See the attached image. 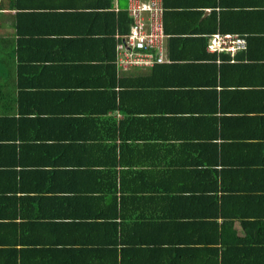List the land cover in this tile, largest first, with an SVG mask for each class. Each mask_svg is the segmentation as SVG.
<instances>
[{
  "label": "crops",
  "instance_id": "crops-1",
  "mask_svg": "<svg viewBox=\"0 0 264 264\" xmlns=\"http://www.w3.org/2000/svg\"><path fill=\"white\" fill-rule=\"evenodd\" d=\"M161 1L164 7V29L167 35L166 52L167 55L172 54L173 58L169 57L168 61L165 62L171 68L169 73L165 69H159L152 72L150 76L154 83L160 84L159 87L164 82L167 83L162 89L170 85L169 87L176 90V97H170L171 100L167 103L170 108L169 113H175L174 111H180L181 113H187L184 111H188L190 113L191 109L192 113L195 114V118L203 119L202 125L193 127L191 133L196 135L205 134L204 137H207L210 142L218 144L225 152L228 162L233 161V164H236L235 167H239V169H247V178L236 180L230 183L229 186L224 184L227 185L228 192L249 194L250 192H246L244 189L247 182L251 192L263 193L264 0ZM105 2L106 0H1L0 79L3 81V85L7 87L4 89L5 92H9L7 90L14 86L18 87L15 96L20 99L16 100L17 105L12 108L14 111H10L23 118L26 124V128L20 127L21 137L18 139L29 141L34 145H41L36 150L33 149L32 145L29 153H23L25 154L23 163L21 158H18L16 163H12L8 157L2 156L5 160L0 158V190L7 195L8 200L9 197L14 199L11 208H6L7 205L2 206V200H5V197L0 195L1 232L8 231L9 227L13 226L10 225L11 223L16 222L18 225L23 223L25 218L22 217V211L31 215L36 208H51L50 205L37 207L30 203L22 204V198L25 200L27 197H41V199L58 198L61 200L63 204L58 208L52 207L49 214L53 212L67 213L68 208L66 205L69 199L84 201L99 198L106 199L110 204L114 203L116 198L119 215L122 212H125V214L144 212L143 214L146 215V213H157L158 209H169L168 211L172 216L182 215L181 220L179 219V222L175 224V229L173 225L168 227V223H171L172 220L167 222L166 220L157 219L155 222L142 225L148 227L145 230L143 229L147 241L153 245L152 247H158L159 243H168L173 232L181 229L179 238H183L186 243H177L176 249L179 252H184L183 255L187 258L183 261L180 260L179 264H190L189 258H193L197 263L209 264L206 263L210 261L206 253L212 245L201 244V241L205 237L206 231L204 228L208 229L209 238H216V233L211 232L210 228L214 219L198 218L195 222L187 221L192 228L185 230V227H181V221L187 219L183 215L182 202L177 199V195L180 194H176L175 185L178 182L169 179L145 178V176L136 178L139 180H133L134 176L130 174L131 178L125 174L123 182L127 189L122 193L116 189V179L114 177L112 180L103 178L100 175L76 176V174L70 175L69 171L63 170L74 166L82 167L80 162L84 160L87 162V168L109 169L104 164L103 155L95 159L90 156V153H94V150L88 149V147H91L94 143L111 144L113 141L102 139V142H92L91 135H101L106 131L114 134V125L126 119L125 111L118 110L116 106L107 112H101L102 101L108 102L110 100L106 90H111L112 87L109 86L112 81L104 80L102 75L106 64L99 57L105 53L95 48L85 49L79 46L69 48L66 43L69 38H79V35L84 34L87 29L90 31L99 30V18H96L98 16H95L94 12L101 11V8L96 7V5L99 6L100 3L105 4ZM123 2L126 3V6ZM110 3V9L118 12L121 9H127L129 0H110ZM78 31L80 32L77 36ZM216 32L244 37L246 48L234 53L222 52L220 54L215 53V57L210 56L213 52L208 50L207 44L209 37ZM8 34L11 38L8 37ZM1 43L4 46L15 44L17 52L8 50L9 48L3 47ZM94 44L98 45L97 43ZM20 45L22 47L19 48ZM18 49H21V51H18ZM20 55H23L24 59L30 56V60L27 62L25 60L20 61ZM193 55H199V61L202 60L207 67L216 65L217 80L219 81L216 86L207 83L203 84L206 86L200 87L202 84L197 82L202 79V76L199 78L196 74L188 76L185 74V66L173 65L191 63L193 61L189 59ZM205 55H208V57H205ZM9 56L14 58L12 65L9 67V70L12 71L10 77L8 74H3L5 68L3 63L6 60L1 58ZM115 57H108V59L109 61L112 60L116 66ZM202 62L200 61V63ZM26 63H28L27 66L25 65L27 69H23L24 74L22 81H20L18 64ZM221 67H224L226 72V77L223 74L222 83L219 75ZM150 68L146 67V69ZM135 69H139V66L126 70L117 69V71L118 74L125 72L126 75H129ZM91 71L98 72L99 75L93 77L90 74ZM204 77L206 80H211V74L209 78ZM20 83H23L22 86L24 85L25 89H29L26 90L29 93L35 94V89L44 90H40L41 94L39 91V95H30L26 92L22 95L19 93ZM114 87L116 91L117 87ZM130 87L139 86L128 85L131 90ZM201 88L203 89L200 90ZM159 91H162L161 88ZM43 93L45 95H42ZM47 93H50V95H46ZM35 96L38 98L36 101L37 106L46 110H36L21 115L20 110L25 106L30 107ZM47 96H50L51 99L46 100ZM160 97L165 101V97ZM7 100L8 95L0 97V116L3 115L1 109H3ZM47 101L51 104L43 103ZM158 101L161 106L164 104L161 99H158ZM125 102L134 105L135 110L132 113L140 114L141 117H156L154 127L137 129L132 127L130 129V126L125 129V133L130 129L136 134H157L159 137L155 141V143L157 142V149L151 147V145L143 149L145 154L150 156L149 159L134 155L132 157H134V162L137 163H126L122 165V169L130 167L129 169L144 171L145 167L152 166L163 169L162 167L166 166V162L171 156H165V151L159 149L158 145L165 148L172 145L173 139L163 137L170 135V132L164 130L161 119H157L158 114H154L156 112L152 111L154 102L147 97H137L136 100L129 99ZM157 107L158 113H165L160 105ZM89 116L91 119L103 120L108 118L112 120L107 129L92 128V126L85 127V125L78 123ZM74 120L78 122L74 123ZM214 134L217 136H214ZM150 138L154 139L153 137ZM147 139L145 138V140ZM117 142L119 143L120 140H116L115 143ZM145 159H147L149 165L140 163ZM130 160L133 159L129 158V162ZM76 161L79 163L78 166L75 163ZM37 164L41 168L52 170L54 174L48 179L39 181V179L31 177L22 179L14 170L24 165L34 168ZM110 167L117 169V187L120 188L121 167L115 164ZM108 181L110 187H108ZM104 184L109 188L106 192L103 191ZM131 187H136L140 190L139 195L146 197L144 203L138 204L129 201L131 200L130 197L135 195L128 189ZM16 197L18 198L16 199ZM154 197L157 199L164 198L161 203L157 202L155 204H158L156 208H153V203L148 201ZM252 207L253 211L258 208V206ZM96 208V204L86 205L84 202L82 206L75 209L77 213L93 216V214H98ZM141 208H144V210ZM148 219L153 221L154 218ZM221 221V218H217V222L221 223ZM59 226L61 229L63 228V224ZM234 226L237 227H234L235 229L241 232L242 228L238 221L235 222ZM64 231L66 232H63L61 238L67 240V230L64 228ZM97 232V229L94 230L93 235L89 234L83 237L82 241L90 238L103 239L101 235H97ZM0 241V243H6L1 237V233ZM18 244L27 245V248L22 253H17L16 256L13 254V257L0 255V264H34L37 259H40L39 246L29 244L28 248V244L21 241ZM162 247H158L162 249V252L155 253L157 264L162 263L164 259V248ZM68 256L70 255L68 254ZM107 259L108 256L102 258V261ZM41 261L37 264L75 263V261H70L65 255L60 254L52 256L50 259L47 258L44 262ZM96 262L99 261L89 260L77 264H94Z\"/></svg>",
  "mask_w": 264,
  "mask_h": 264
},
{
  "label": "trees",
  "instance_id": "trees-1",
  "mask_svg": "<svg viewBox=\"0 0 264 264\" xmlns=\"http://www.w3.org/2000/svg\"><path fill=\"white\" fill-rule=\"evenodd\" d=\"M110 4V0H106L105 4L100 3L99 6L96 5V7L101 8V11L94 12V15L98 16L96 18H99L100 26L98 31H90L87 29L84 34L81 35H79L80 31H78L77 36L79 35L80 37L77 39L69 38L66 40V43L69 48L73 46H79L85 49L95 48L105 53L103 56L99 57L103 59L106 64L102 75L104 76V80L107 81L108 79L112 81V84L109 85L112 87L111 90H106V94L110 97V100L108 102L102 101L101 112H107L116 106L118 110L125 111L126 119L114 125V134L106 131L101 133V135H91L92 142H102V139L113 141L111 144L94 143L91 147H88V149L94 150V153H90V156H93L95 159L103 155L102 158L105 159L104 164L109 169L87 168V162L84 160L80 162L82 167L74 166L63 170L69 171L70 175L76 174V176L100 175L108 179L114 177V179H116L115 187L122 193L127 189L123 182L125 174L129 177H131L130 174L134 176L135 178L131 177L133 180H139L136 178L145 176V178H156L159 180L169 179L178 182V184L175 185L176 194H180L177 195V199L182 202L184 210L183 215L187 219L181 221V227H185V230L192 228L187 221L195 222L198 218L207 217L209 219H214L211 222L210 228L211 232L216 233V238H209L208 229L204 228L206 231L205 237L203 241H201V244L212 245L206 253L207 258L210 259V261L206 263L264 264V192L261 194L251 192L250 186L248 185L249 183L247 182L244 185V189L246 192H250V195L228 192L227 185L229 186L230 183L236 180L247 178V169H239V167H235L236 164H233V161L228 162L225 152L222 151L218 144L212 143L207 137H204L205 134L196 135L191 133L193 127H198L203 123V119L195 118V114L192 113L191 109L189 111L190 113H188V111H184L187 113H181L180 111L169 113L170 108L167 103L170 102V97H176V90L173 87H169L170 85L162 89L167 83L164 82L163 85L159 87L160 84L157 85V83H154L150 76L152 72L158 71L159 69H165V71L169 73L171 68L165 62L156 63L153 66H139V69L132 70L129 75H126L125 72L118 74L119 72L117 69H126L119 68L116 63L117 60H115V66L112 60L109 61L108 57L114 58L116 55L115 58H117V53L119 51L117 49V44L121 42V39L117 37V33H129L131 30L132 18L127 11L128 7L127 9H121L116 12L110 9ZM1 5L0 0V6ZM172 40L175 41L174 38H172ZM3 47H8V50L17 52V46L15 44H11L10 46L3 45ZM20 47H22V45H20L19 48ZM21 49H18V51H21ZM215 53L217 52H213L210 56L215 57ZM167 56L168 58H173L172 54ZM205 57H208V55H205ZM1 58L6 60V62L3 63L5 67L3 69V74H8L10 77L12 71L9 70V67L12 65L14 58L13 56ZM19 60H25V62H27L30 60V56L24 59L23 55H20ZM189 60L193 62L173 65L185 66V74L188 76H192V74H196L197 78L202 76V79L197 82L202 84L200 87L206 86L203 84L207 83H211L213 86L219 83L217 80L218 73L216 65L207 67L206 63L202 62V60H200L202 62L200 63L199 55H193ZM18 65V74L20 76V81H22L24 74L23 69H27L26 66L28 63ZM146 67L151 68L146 69ZM90 74L93 77L99 75L98 72L94 73L93 71H91ZM210 74L211 80H206L204 76L209 78ZM223 74L226 77L225 69L221 67L219 70L221 83ZM22 84L23 83H20L21 86H19V93L22 95L25 94L24 92L30 95H39V91L44 90L35 89V94L29 93L26 91L29 89H25V86H22ZM128 85L139 87H130V90ZM114 86L117 87L116 91ZM5 88L7 87L3 85V81L0 79V97L8 95V100L3 109H1L3 115L0 116V158L5 160L2 156L8 157L12 163H16L18 158H21L23 163V158L25 157L23 153H29L32 145L35 150L41 145H34V143H30L29 141L18 139L21 137L20 127L26 128L23 118L10 112L14 111L12 108L17 105L16 100L20 99H17L15 96V91L18 90V87L14 86L8 89L7 91L9 92H5ZM160 88L162 91H159ZM42 95L45 94L43 93ZM46 95H50V93ZM160 96L165 97V101ZM137 97H147L150 101L154 102L152 111L156 112L154 114H158L157 119H161L164 130L170 132V135L166 134L168 136L163 137H171L173 139L172 145H168L165 148L158 145L159 149L165 151V156H171V158L167 160L166 166L162 167L163 169L156 166L145 167L146 169H144V171L132 168L129 169L130 167L128 169H122V165L134 162V157H132L134 155L149 159L150 156L146 155L145 150H143L146 149L148 145L157 149V142L155 143L157 137H159L157 134H136L130 130L132 127L135 129L150 128V126L154 127L156 124V117H141L140 114L132 113L135 110L133 108L134 105L127 104L125 101L129 99L136 100ZM37 99L38 98L35 96L34 102L30 107L25 106L20 110L21 115L36 110L45 111L46 109L37 106ZM50 99V96H47L46 100ZM158 99L163 101L164 106H161ZM43 103L51 104L50 102L48 103V101ZM159 105L165 113H158L157 106ZM111 120L112 119L108 118L103 120L91 119L89 116L81 120V122L74 120V123H81L85 125V127L92 126V128L98 127L107 129ZM129 127V131L125 133V129ZM214 136L217 135L214 134ZM150 137L154 139L152 140ZM145 138L150 139L145 140ZM116 140H120V142L115 143ZM128 140H130V142H128ZM129 158L133 160L129 162ZM142 161L143 162L140 163L149 165L147 159ZM75 163L78 166V161ZM114 164L120 166V171L122 170L120 175V188L117 187V169L110 167ZM38 165L39 164L34 168L29 165H24L14 170L17 171L16 173H18L19 177L22 179H24V177L28 179L31 177L39 179V181L48 179L54 174L52 170L41 168ZM154 165L156 164L154 163ZM106 186L105 184L103 185L104 192L109 190L108 187H110V182L108 187ZM128 189L135 194L133 197H130L131 200L129 201L137 202L138 204L145 202L146 197L139 195L140 190L136 189V187ZM0 192L2 193H0V195L5 197V200H2V206L4 205L5 207V205H7L6 208H11L10 206L13 205L14 199L9 197L8 200L7 195L3 194L2 190H0ZM17 198L18 197H16V199ZM163 199L164 198L157 199L154 197L148 201L153 203V208H156L158 204H155L157 202L161 203ZM84 202L86 205L96 204V212L99 215L93 214V216H90L80 212V214L77 213L75 208H79ZM21 203H30L37 207L50 205L51 208H36L31 215L22 211V217L25 218L23 223L20 225L16 222L11 223L10 225L13 226L9 227L8 231L5 233H2L0 228L1 237L6 242L0 243V255L13 257V254L16 256L17 253H22V251L27 248V245H19L18 243L21 241L24 244H28V248L29 244L32 246H39L40 259H37L34 264H37L41 260V262H44L45 259H50L57 254L62 256L65 255L70 261H75L74 264L82 261L87 262L89 260L99 261L94 264H157L155 253L159 251L162 252V249L158 248L161 246L164 248V259L162 263L160 262L158 264H179L180 260L183 261L187 258L183 255L184 252H179L176 249L177 243H186L183 238H179L181 229L173 232L170 239L171 242L159 243V245H157L158 247H152L153 245L147 241L143 233V229L145 230L148 227L147 225H142L155 222L157 219L166 220L167 222L168 220H172L171 223H168V227L173 225L175 229V224L179 222V219L181 220L182 215L172 216L168 211L169 209H158L156 211L157 213H146V215L143 214L144 212L140 214H125V212H122L121 215H119L116 198L114 203L110 204L106 199L99 198L86 199L84 201L69 199L66 205L68 208L67 213L61 214L59 212H53L49 214L52 207L58 208L63 202L58 198L41 199V197H27L25 200L22 198ZM110 206L114 207L111 208ZM252 206H258V208L253 211ZM141 209L144 210V208ZM146 217L147 219H154L153 221L148 219L147 222ZM217 218L222 219L221 223L217 222ZM236 221L241 225V232L235 229L237 228L234 226ZM60 224H63L62 229L59 226ZM64 228L67 230V240L61 238L63 232H66ZM96 229L98 231L97 235H101L103 239L95 240L94 238H90L89 240L85 239L82 241L83 237L89 234L93 235ZM19 235H21L20 239ZM68 254L70 256H68ZM107 256L108 259L102 261V258H107ZM189 259L191 261L190 264H202L195 262L193 258Z\"/></svg>",
  "mask_w": 264,
  "mask_h": 264
},
{
  "label": "built area",
  "instance_id": "built-area-1",
  "mask_svg": "<svg viewBox=\"0 0 264 264\" xmlns=\"http://www.w3.org/2000/svg\"><path fill=\"white\" fill-rule=\"evenodd\" d=\"M132 18L127 34L117 33V66H151L168 61L166 32L163 23L164 7L161 0H129L127 9ZM211 52H231L246 48V39L240 35L216 32L207 44Z\"/></svg>",
  "mask_w": 264,
  "mask_h": 264
},
{
  "label": "rangeland",
  "instance_id": "rangeland-1",
  "mask_svg": "<svg viewBox=\"0 0 264 264\" xmlns=\"http://www.w3.org/2000/svg\"><path fill=\"white\" fill-rule=\"evenodd\" d=\"M123 4H124V2H123ZM124 6H126V3L124 4ZM9 35V34H8ZM8 37H10V35L8 36ZM11 38V37H10ZM2 45H4L3 43H1Z\"/></svg>",
  "mask_w": 264,
  "mask_h": 264
}]
</instances>
